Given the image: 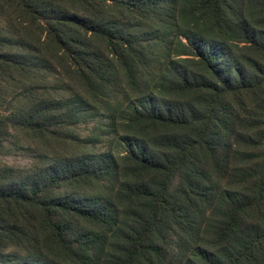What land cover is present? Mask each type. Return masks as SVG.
<instances>
[{
    "label": "trees",
    "instance_id": "1",
    "mask_svg": "<svg viewBox=\"0 0 264 264\" xmlns=\"http://www.w3.org/2000/svg\"><path fill=\"white\" fill-rule=\"evenodd\" d=\"M21 141L0 264H264V0H0Z\"/></svg>",
    "mask_w": 264,
    "mask_h": 264
},
{
    "label": "rangeland",
    "instance_id": "2",
    "mask_svg": "<svg viewBox=\"0 0 264 264\" xmlns=\"http://www.w3.org/2000/svg\"><path fill=\"white\" fill-rule=\"evenodd\" d=\"M94 125V122H90L88 125L81 124L80 127L82 137H85L88 134V130H90ZM85 126L87 128H85ZM26 143L25 141L19 142L16 146L11 145L10 143L7 144L8 150L0 155V163L5 165H12L15 167H23V168H30L33 166V161L30 157V152L26 150Z\"/></svg>",
    "mask_w": 264,
    "mask_h": 264
}]
</instances>
